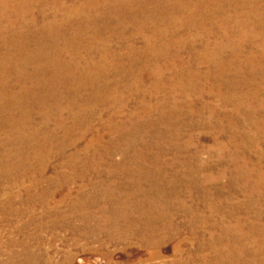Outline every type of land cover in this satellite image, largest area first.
<instances>
[{"label":"rangeland","instance_id":"374dc122","mask_svg":"<svg viewBox=\"0 0 264 264\" xmlns=\"http://www.w3.org/2000/svg\"><path fill=\"white\" fill-rule=\"evenodd\" d=\"M116 1L120 2L107 4ZM180 1L188 8L192 0ZM220 3H214L216 11L209 24L199 21L168 38L181 40L179 46L168 50L165 41L155 44L163 57L152 64L167 71L161 78L146 77L144 72L140 86L127 74L133 72L129 48L144 46L142 38L134 37L136 28L127 27L124 39L104 31L98 36L100 46L117 55L115 65L121 66L100 78L103 94L115 90L131 96L119 118L114 117L112 105L94 104L102 97L87 87L73 101L66 102L65 95L56 101L73 105L65 114L66 126L72 128L71 141L56 124V116L45 127L39 104L22 109L29 122L23 134L31 139L38 132L37 151L18 144L17 129L0 126V151L11 154L0 161V264H216L218 254L225 256V264L264 262V242L258 240V230L264 228V184L263 191L257 188L252 194L259 178L264 179V27L250 15L251 8L239 11L241 0ZM63 4L73 10L81 2ZM172 6L167 8L168 18ZM257 7L263 9L264 0H257ZM41 9L46 15L37 19L34 34L53 19L62 22L50 3L35 5L27 15L32 19ZM242 13L254 25L257 37L244 44L241 53L228 49L216 61L217 44H227L223 32L233 31L228 23L242 21ZM178 17L188 22L185 13ZM99 23H104L102 16ZM206 27L211 33H203ZM8 30L5 40L9 43L12 33L21 29ZM194 36L199 39L193 41ZM207 47L214 62L199 69L190 67ZM5 48L0 43V50ZM82 57L97 61L85 53ZM137 63L140 67L141 62ZM144 66L149 67L146 60ZM27 71L33 74L32 67ZM188 72L196 76L192 82L177 81L178 75ZM159 82L165 84L158 86ZM157 86L160 95L153 98ZM39 96L52 103L48 94ZM142 101L156 107L155 113L132 122L129 116L138 112ZM161 103L167 104L168 114L175 110V121H160ZM112 119L125 128L122 134H110ZM99 135L104 137L102 144L97 143ZM124 137L136 139V149L145 147L142 162L136 163L134 153L125 147L95 162L107 154V147L125 145ZM6 140L13 145L5 144ZM20 153L24 162L19 160ZM138 183L150 192L148 200L132 194ZM260 214L263 217L258 218ZM238 223L243 234L253 235L250 240L236 241L240 234L229 232ZM252 227L256 228L253 233ZM223 234L225 240H210Z\"/></svg>","mask_w":264,"mask_h":264},{"label":"bare ground","instance_id":"6f19581e","mask_svg":"<svg viewBox=\"0 0 264 264\" xmlns=\"http://www.w3.org/2000/svg\"><path fill=\"white\" fill-rule=\"evenodd\" d=\"M65 1L70 0H2L0 4V35H2L0 43L6 47L5 51L0 50V126L17 129L19 136L18 144L26 145L32 151H37L40 143L35 142L38 132H34L31 139H26V135L23 134L29 124L27 116H24L22 113L25 105H29L31 109H34L36 104H39L40 108H43L42 120L45 127L50 122H53L52 116H56V124L66 132L69 141H71L72 137V128L66 126L67 118H65V114L73 109V105L72 103L62 104V102H56L57 100H63L60 96L65 95L66 99L64 100L66 102L73 101L76 96H80L86 91L87 87H92L98 97H102L101 102L93 101L94 104L97 106L112 105L115 108V118H119L125 113L126 106L131 101V96L128 95L126 97L123 93L120 95L115 90H111L105 95L99 85L100 78L106 75L105 72L110 74L111 68L121 67L120 65H115L117 55L109 51L107 52L100 46L98 36L103 31L113 37L124 39L127 27L132 26L136 28V35L134 37L142 38L144 46L142 49L129 48L128 58L129 63L133 66V72L128 70L127 74L133 76V79L136 78L135 85L140 86L144 82V72L147 75L146 77L157 76V78H161L167 71L165 68H159L152 64L163 57L162 54L155 51V44L158 41H165L164 47L168 50H170L169 47L171 46H179L182 43L181 40L170 41L168 38L176 37L182 29L193 26L199 21L202 24L203 21L209 24L211 22V15L214 17L216 11L213 9L214 3L221 2L219 4L221 6L224 0H192L188 8H184L180 0H120V2L116 1L111 4L107 3L114 0H79L81 4L78 7L76 5L73 10L64 7L63 2ZM173 1L176 2L173 3ZM46 3L55 6V11L60 13L62 22L58 23L56 19H53L46 26H42H45L43 30L34 34L37 19L39 16L45 17L46 11L44 9L39 10L36 16H32V19L27 13L30 14L35 5L46 6ZM171 4L173 5L172 15L168 18L167 8ZM240 8L241 10L239 11L251 8L250 15L253 18H258L259 25L264 27V8L260 9L257 7V0H252V2L241 0ZM103 9H105V12L101 15L100 11ZM180 13L187 15L188 22L183 23L180 21L178 17ZM242 14V21L228 23L232 24L231 29L233 31L223 32V38L226 39L227 44L225 47L222 44H217L216 61L228 49L235 53H241L244 44L250 42L252 38L257 37L254 25L248 17L244 16L245 13ZM100 16L104 19V23H99ZM114 22H116L115 26ZM9 28H19L21 31H14L12 33L13 39L8 43L5 38L9 33ZM90 31H93V35L90 34ZM203 33H211V30L206 27ZM195 39L198 40L199 37L194 36L193 41ZM208 50L207 47L199 62H194L190 67L194 68L196 66L199 69L202 64L211 65L214 59L210 58ZM82 53L90 56L91 59L97 58V61H84ZM140 58L144 60L140 61ZM145 60L149 65L148 68L142 67V62ZM137 62H141L140 67H138ZM30 67L33 68L32 75L28 74L27 71ZM172 69H175V67L172 66ZM194 78L196 76L188 72L178 75L177 81L181 83L186 81L192 82ZM107 80L109 79L107 78ZM14 83L15 87L13 86ZM164 84L165 82H159L158 86ZM158 86L151 97L156 98L160 95L158 94L160 92ZM63 91L67 95L62 93ZM41 93L48 94L52 103L45 101L44 97L39 96ZM55 96L56 98L53 100L52 97ZM38 97L39 101H33V99ZM90 104L92 103L90 102ZM166 106V103H161L157 108L158 113L162 115L160 121L164 122L167 118L170 121H175V115L173 114L175 110L171 109V114H168ZM155 110L156 107H150L148 103L142 101L138 106V112L131 114L129 119L132 122H137L145 117L151 118ZM73 120L75 121L76 119ZM124 129V127L116 125L113 119L110 120V134L112 136L122 134ZM80 137L73 144L76 145L81 140ZM173 137L175 139L174 135ZM97 138V143L102 144L104 137L99 135ZM32 140H34L33 143L36 147L33 146V143H29ZM123 141H125V145H118L113 148L104 147L107 154L102 155L100 158H95V162L103 161L106 157H112L116 150L123 147L128 150L131 149L136 163L142 162V151L145 147L143 146L141 150L136 149V139L124 137ZM5 144L13 145L11 141H7ZM91 148L88 147L87 150ZM188 148L187 146L184 147V149ZM10 155H5L4 152L0 151V161L5 160L6 156ZM19 160L24 162V153L19 154ZM40 169L43 175L44 171L42 168ZM246 176H249L248 172ZM246 176L245 180H247ZM263 184L264 179L259 178V185L252 191L254 196L259 188L261 189L259 192L263 191ZM133 186V195H140L146 200L149 199L150 192L144 191L139 183ZM248 210H251V208ZM260 217H263L262 214L258 218ZM255 229V227H252L249 231L253 233ZM258 231L260 233L258 240L264 242V228H260ZM229 232L240 234V237L236 241L250 240L253 236L251 233L243 234V226L240 223L236 227H232ZM225 234L219 239L210 240L220 242L224 239ZM147 241H150V239ZM30 259L32 258L29 257L27 262ZM225 262V256L218 254L214 263L225 264Z\"/></svg>","mask_w":264,"mask_h":264}]
</instances>
